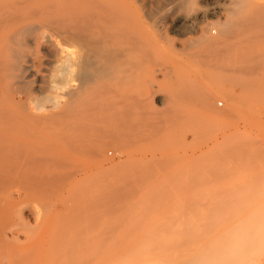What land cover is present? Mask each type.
<instances>
[{"label":"rangeland","instance_id":"obj_1","mask_svg":"<svg viewBox=\"0 0 264 264\" xmlns=\"http://www.w3.org/2000/svg\"><path fill=\"white\" fill-rule=\"evenodd\" d=\"M73 1L0 0V32L29 24L47 36L68 39L72 30L71 13H61L59 8ZM124 1H135L144 9L141 11L135 5L138 16L135 14V19L140 25L144 22L139 26H145L142 30L147 35H155V43L158 42L150 47L155 57L151 53L145 59L156 58L150 63L140 60L146 51L139 56L135 49L136 71L152 69L147 73L159 90L157 98H151L135 88V103L139 106L135 107V123L144 120L142 125L135 124V129L140 125L135 130L136 163L143 159L147 163L138 162L136 166L143 165L135 169L136 174L135 164L127 161L129 146L105 144L106 134L112 132L103 130L104 137L102 130L95 131L94 139L91 135L92 143L87 132L89 141H79L82 135L70 128L68 118L52 120L49 126L36 129L39 138L32 136L29 127L23 128L24 131L9 130L5 145L8 151L5 143L1 147L8 152L4 165L13 176H9V186L13 187L19 180L24 188L20 184L23 190L16 185L15 189L7 188L13 189L11 194L8 192L18 200L16 205L20 199L23 201L20 200L19 207L9 208L10 215L7 212L6 220H13L9 221L12 224L8 223L10 228L2 224L7 229L1 233L0 227V264H236L235 260L239 264H264V31L259 37L254 26L247 34L242 30L244 37L241 30L235 29L240 31L238 43L243 39L238 48L235 46L234 54L218 62L212 70L213 78L206 79L205 83L199 77L200 81H194L189 68L196 71L197 67L184 57L183 50L189 47L190 36L197 39L207 34L208 29L211 34L220 32L223 15L210 16L209 11L214 5H222L224 0H198L190 12L192 18H199L197 29L175 25V20L187 13L182 8V0ZM248 1L250 5L245 14L251 15L255 7L262 5V0ZM258 13L250 19L258 17ZM158 15L160 18H156ZM154 18L157 20L152 22ZM138 24L136 38L140 32ZM218 34L213 36L219 37ZM135 47L139 49V45ZM177 50L184 57L181 65L175 60ZM190 51L194 49L188 48L186 53ZM255 58L260 70L252 68L258 67L252 61ZM136 59L147 66L138 64ZM230 59L236 60L233 63ZM250 64L254 73L261 71L263 78L261 74L257 77L258 72H250L247 68ZM235 65L239 67L237 70ZM238 69L250 75L245 76ZM185 72H189L187 77ZM69 78L56 76L43 89L37 88L35 101L39 100L41 105L48 102L45 105L51 106L55 94L63 97L73 84ZM194 85L200 86L202 93L215 94L212 110L203 109L199 99H193L196 94L201 95ZM186 91L185 98L180 93ZM159 98H167L171 106L161 104ZM145 104L149 108L147 105L145 109ZM214 111H217L216 117L211 116ZM156 124L159 126L155 127ZM156 130L160 132L158 135ZM97 134L101 137L96 138ZM141 169L143 173L139 172ZM34 183L47 186V190L36 191Z\"/></svg>","mask_w":264,"mask_h":264},{"label":"bare ground","instance_id":"obj_2","mask_svg":"<svg viewBox=\"0 0 264 264\" xmlns=\"http://www.w3.org/2000/svg\"><path fill=\"white\" fill-rule=\"evenodd\" d=\"M214 1H216V0H214ZM173 2H171L173 4L171 6H174ZM178 2H180V0ZM182 2H183V3H181V4H183L182 8L186 9L187 13L183 17L182 16L178 17L175 20V25L178 26V24L179 25L183 24L185 26L187 25V26H190L192 28L196 27V29H197V26L199 25V23H198L199 20H197V19H199V18H196L197 16L195 18H192L190 16L191 15L190 12H192L195 9V5L198 2V0H182ZM207 2H208V0H207ZM212 2H210V3H212ZM222 2H223V0H222ZM175 3H177V2H175ZM214 4H216V2H214ZM135 5L137 6L135 1H124V0H75L71 3L63 4L62 6H60L59 11L61 13L63 11L64 12L68 11L71 13L70 19H71V23H72L71 24L72 30H71L70 34H68V37H67L68 39H64V38L58 39L56 37L47 36V35H45L44 32L43 33L39 32L40 29H37L38 27L35 28L34 25L31 26L29 24L28 25H21V27L16 28L17 30L15 29V30H12L9 32H0V225H1L0 227L2 230L4 228H6L7 225L9 226L8 223L13 222V220H9L11 222H9L8 219L6 220V215H7V212L8 213L11 212L10 211L11 209L9 210V208H11L12 205L13 206L16 205V203L18 201L17 199L14 198L15 197L14 195L10 196L11 191L13 189H15L14 188L15 185L17 187L20 186L21 188L24 186L23 182L19 181V180L16 181L17 183L14 182L13 187H12V185L9 186V183H10V177L9 176H11V177H13V176L11 174H9L10 168H9V170L6 169L7 167H5V165H4L5 161L7 160L6 157H8V155H7L8 150H7V147L5 146L6 144H8V143H6V141L8 140L7 132L9 130H11L12 128L13 129L14 128L15 129L20 128L23 130V128L26 129L27 127H29L28 129H32L31 130V132L33 133L32 136L38 137V134H37L38 131L36 129H43V128L49 126L50 122L52 120H58V119L65 120V118H68V120H69L68 122L70 123V128L73 129L74 132H76V133L79 132V134L82 135L80 137L79 141L80 140L83 141L85 139L87 140L89 138V136L91 139V135H92V139H94L93 135H94L95 131L96 132H99L101 130L102 131L104 130L105 132L109 131L112 133L106 134L107 136L105 138V144H121V145L123 144V146L124 145L129 146L130 151L127 153V158H128L127 161L133 162L135 164V166L138 162L141 163L144 160V159L140 160V161L138 160L136 163V160L138 158H136V156H135V154H137V153H135V130L140 125L139 126L137 125L138 127L135 129V124H141L142 125L144 120H142L143 118L141 116L142 122L141 123H139V122L135 123L136 122L135 121V107H136V109L139 108V106L136 105L137 103H135V88L139 90L140 94H142L146 97H151V98L156 97L159 94V90L155 89V87L152 84V81L149 78V74L147 73L148 71L150 72L152 70V69H150L151 68L150 64L148 65L150 70L147 71L146 70L147 67H146L145 68L146 72H144L141 68L142 65H140L139 67L141 68V70L136 71L137 65H135V49H137L136 55H139V56L146 51L144 55L143 54L141 55L140 60H142L144 62L145 61H147V62L152 61L153 62V60L156 61V58H153V59L150 58L149 60H145V59L147 56L150 57V55L152 53L151 52L152 49L150 47H154V45L156 46V44L158 42L155 43L157 40L156 38H155L156 40L153 38V37H155V35H153L149 32H148L149 34L147 35V32H144V30H142V29H144L145 26L142 28L140 26H142L144 22L142 23V25H140L136 21L137 19H135V18H137L138 16L135 12ZM206 5H208V4H206ZM248 5H250L248 0H224V3L222 5H219V6L214 5L215 7L213 6V8L209 11V13H211L210 16H212V14H214L213 16L216 17L215 14L220 13L223 15V20H224L221 24V29H218V31H220V32H217L214 30L215 35H217L218 33L220 34V35L218 34L219 37L213 36L214 34L212 33L213 34L212 35L210 33V31H211L210 29H208V31L206 30L208 32L207 34H204L197 39H193L192 36H190V38L192 40L189 41L190 45L187 43L189 45L188 48H190V49L192 48V49H194V51H192V52L190 51V52L186 53V50H188V48H187V49L183 50L184 51L183 55L185 58H188L190 62H192V63L194 62L195 65H192L194 68L197 67L196 71L189 68L192 76L194 77V78L192 77L194 79V81H196V80L200 81L199 78H201L202 82H204L208 78L210 79V77H212V70L215 68V66L218 64V62L221 59H223L225 57L227 58V56H230V54L233 52V50L236 49L235 48L236 45H237L236 47L238 48V45H240L239 43L243 39V38H241L240 42L238 43L239 39L237 40V37L240 34V31H238V30H241V33L243 32L242 30H244L245 33L247 34V32H251V29L254 28V26H256L258 34L260 33L258 36L260 37L262 35L261 34L262 31H264V0H262V5L259 4V6H257V7H255L257 4L256 5L253 4L254 7L256 8V10L260 13V15H259V13L257 14L259 16L258 17L256 16V18H252V17H255V16H252L250 19V16L256 11V10L252 11V10H254L253 8L251 10L252 11L251 15H249V13H248L249 11L247 12L248 14H245V10H246V8H248ZM250 7H253V6H250ZM172 8H174V7H172ZM257 8H259V9H257ZM142 9L143 8H141L140 10L142 11ZM143 11H144V9H143ZM182 11L183 10H181V12ZM257 11H256V13H257ZM175 12H176V10H175ZM79 13H82V15ZM184 13H185V11H184ZM256 13H254V14H256ZM135 14L137 17H135ZM244 15H246L249 18H247ZM202 17H203V15H202ZM156 18H160L159 15ZM203 19L205 20L204 17H203ZM153 20H155V18L152 19V22H154ZM135 22H136V24H138V27L140 28V29L138 28V30H140V32L138 34V36H139L138 38L135 37V31H136L135 28H137V27H135V25H136ZM157 22L159 24V21H157ZM201 22H202V20H201ZM258 23H263V24H258ZM145 24H147L146 21H145ZM155 24H153V25H155ZM0 26H2L1 20H0ZM159 26H161V25H159ZM190 27H189V29H190ZM206 27L208 28V26H206ZM216 27H217V25H216ZM256 27H255V29H256ZM174 28H173V30H174ZM237 28H238L237 31L239 33L237 31H236L237 33L235 32V29H237ZM146 29L147 28H145V31H146ZM213 29H212V31H213ZM155 30H157V29H155ZM194 31H195V29H194ZM176 32L180 33L181 31L176 30ZM197 32H198V30H197ZM197 32H195V33H197ZM216 32H217V34H216ZM234 32L236 33V35L237 34L238 35L235 36ZM195 33L193 32V34H195ZM162 34H164V33L162 32ZM185 34H187V33H185ZM242 34L244 35V37H246V35L244 33H242ZM188 35L186 37L189 38ZM243 35H242V37H243ZM160 40H161V38H160ZM136 45L137 46L139 45L140 50L142 48L143 49L140 52H138L139 49L135 47ZM158 45H157V47H159ZM146 46H148V47H146ZM158 49L160 50V48H158ZM174 50H176V49H174ZM147 52L150 54H148ZM180 52H182V50ZM153 53H154V51H153ZM163 53H165V51H163ZM160 54H161V52H160ZM165 54H168V53H165ZM180 54L181 53H179L177 50V53L175 54L176 55L175 60L178 64L181 65L184 61L183 60L184 57H180L181 56ZM232 54H234V52ZM236 54L239 55V52ZM151 57H155V53ZM171 57L169 59H171ZM260 58L262 59L263 55ZM136 60L139 61L138 59H136ZM232 60L230 59V61H232ZM235 60H233V61H235ZM181 61H182V63H181ZM252 61L257 62V59L256 60L252 59ZM141 62L139 61L138 64H140ZM144 62H142L143 66L146 63V62L145 63ZM223 62L225 63V61H223ZM178 64H176L177 65L176 68L179 67ZM254 64L252 63V65H254ZM257 64H258V67L255 65L252 67L251 64L249 65L250 67L247 66V68H249L251 70L250 71L251 73L252 72L254 73V70L256 68H258V69L260 68L258 62L256 63V65ZM169 65H168V68H169ZM135 66H136V68H135ZM145 66H147V64ZM221 66H225V65H220V67ZM182 67H184V66H182ZM185 67H186V65H185ZM235 67H236V65L234 66V68ZM237 67H236V70H237ZM239 67L241 68L240 64H239ZM251 67L253 69L255 67V69L252 70ZM186 68H188V67H186ZM230 68L233 69V66ZM258 69H256V70H258ZM179 70L182 71L181 69H179ZM241 70H239V71L242 73L245 72V76L250 75V73H247L246 71H241ZM261 70H262V68H261ZM256 72L259 73L261 71H255L254 74H257ZM151 73H154V74H152L153 76L155 75L154 71ZM169 73L170 72H168V74ZM186 73L188 74L189 72H185L184 74L186 75ZM260 74H261V78H263L264 76L262 77V75L264 73L263 74L262 73L257 74V77L258 76L260 77ZM165 75H167V73H165ZM56 76H64V77L68 76V77H70L69 81L71 82V79H72L73 84L64 93L63 97H57V93H56L55 97L53 98V104L51 106L45 105L48 102H45L43 105L39 104L40 103L39 100L37 101V99H36V101H35V96H36L35 92H36L37 88L43 89V87L45 85L47 86V84H49L52 80H55ZM255 76L256 75H254V77ZM167 77H168V75H167ZM186 77H187V75H186ZM57 79H56V81H57ZM182 79H183V77H182ZM61 80L62 79H60V81ZM155 80L156 79H154V82H155ZM69 81H67V83ZM209 81H207V82H209ZM186 82H187V80H186ZM202 82H200V83L201 84L205 83V82L204 83H202ZM54 84H57V83H54ZM175 84H177V83L175 82ZM187 86H188V88L191 89V87H189V84ZM197 86L198 85H196L194 88H196V90L198 89V91H199L200 86L199 87H197ZM204 86H205V84H204ZM175 87H176V85H175ZM183 87L184 86H182L181 88L183 89ZM186 87H185V89H186ZM182 89H180V90L182 91ZM180 90H178V92H180ZM196 90L193 89V91H196ZM203 90H204V88H203ZM40 91L41 90H39V92ZM190 91L192 92V89ZM204 91H206V90H204ZM41 93H42V91H41ZM186 93H187V91L185 93H180V94L186 95ZM194 94H196V93H194ZM194 94H193V97H194ZM200 94H201L200 96L198 94H196L195 95L196 98H193V99H199L203 109L212 110V104H213L215 94L210 93L209 91L204 92V93H202V91H201ZM190 95H192V94H190ZM190 95H189V97H190ZM197 95L199 98L197 97ZM186 96H188V95H186ZM186 96L183 95V97H185V98H186ZM139 97H141V96L139 95ZM143 98H141V100ZM49 99H50V97H49ZM159 99H161V101H162L161 104L164 102L166 107L171 106V104L168 102L167 98H164V99L159 98ZM180 99H181V97H180ZM136 100L138 102H141V101H139L140 99H136ZM147 100H149V99L147 98ZM189 101H190V99H189ZM199 101H197L198 104H199ZM183 102H185V101H183ZM143 103H144V100H143ZM151 103H150V105H151ZM192 104H196V103H192ZM141 105H143V104H140V107H141ZM147 105L145 104V107H144L145 109L149 108V105H148V107H147ZM143 106L141 108H143ZM178 106H179V104H178ZM164 110L167 111L166 109H164ZM155 113H157L156 109H155ZM212 115L216 117L217 111H214L211 114V116ZM158 117H159V115H158ZM141 120L139 118V121H141ZM159 120L161 121V119H159ZM60 126H62V125H60ZM104 126H106L105 129H104ZM156 126L158 127L159 124H156L155 127ZM87 132H89V134H90L88 137H87V135H88ZM90 132L93 134H91ZM105 132L103 133L102 136H104ZM158 132L159 131L156 130L157 135L160 133V132L159 133ZM76 133H75V135H76ZM95 136H96V138L101 137V135L98 136V134ZM42 138H43V136H42ZM72 138H74V137H72ZM78 138H75V139H77V141H78ZM14 139H16V138H14ZM92 139H91V143H92ZM88 141H89V139H88ZM47 142L51 143V140H50V142H49V140ZM3 144H4L5 149L7 151L2 150L4 148ZM1 147H3V148H1ZM10 153H12V152H10ZM137 157H139V156L137 155ZM4 158H5V161H4ZM142 158H144V157H142ZM144 162H146V161L144 160ZM140 163L134 168V170L135 169L138 170V168H139L138 166L143 165V164L141 165ZM7 170H8V172H7ZM13 170H14V168H13ZM137 170H135L136 174L138 173ZM18 171H19V169H18ZM142 171H143V169H141V171H139V172H142ZM18 181H19V183H18ZM36 183H34V184H36ZM18 184H20V185L18 186ZM22 184H23V186H21ZM31 185H33V183H31ZM7 186H9V187H7ZM10 187L13 188V189L11 188L12 189L11 191L8 190V189H10ZM34 187H35L36 191H39V192H41L45 189L47 190V186H45V185L41 186V184H36V186H34ZM36 187L38 188V190ZM19 188H18V190H19ZM21 190H23V189H21ZM8 191H10V194ZM20 200H19V202L23 201V200H21V201ZM19 202H18V204H19ZM17 207H19V205ZM23 207L24 206H22V208ZM14 210H15V208H14ZM21 210H23V209L20 208V211ZM18 214H19V212H18ZM9 215H10V213H9ZM19 220H22V218ZM22 221H24V218ZM2 224L6 225V227L2 226ZM16 224H14V225H16ZM20 227H19V229H21ZM9 228H10V226H9ZM2 230H1V233L4 232V230L3 231ZM6 233H5V235H6ZM0 235H1L0 236V239H1L2 234H0ZM5 235L3 236V239L7 238V235L6 236ZM13 238H14V236H13ZM15 241H17V240H15ZM2 243H3V241H2ZM51 243L53 244V242H51ZM50 250H52V248ZM235 263L239 264L240 261L235 260ZM18 264H20V263H18Z\"/></svg>","mask_w":264,"mask_h":264}]
</instances>
